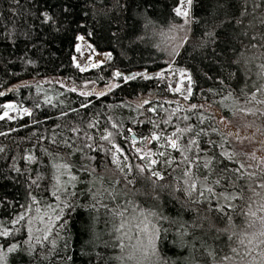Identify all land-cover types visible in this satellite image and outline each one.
<instances>
[{"label":"trees","instance_id":"1","mask_svg":"<svg viewBox=\"0 0 264 264\" xmlns=\"http://www.w3.org/2000/svg\"><path fill=\"white\" fill-rule=\"evenodd\" d=\"M177 3L0 0V92L4 93L0 116L7 101L31 113L0 119V230L16 226L8 236L0 235V242L15 241L20 246L8 253V264L264 263V256H252L253 250L264 246L257 241L261 234L252 232L255 219L264 212L258 211L260 197L248 187L251 184L264 194L259 187L264 184V167L250 164L239 153L233 135L227 136L224 148L240 155L227 160L219 148L221 135L211 130L216 127L221 133H233L223 118L232 121L238 116L264 139V0H192L188 37L166 70L168 54L158 33L181 20L175 13ZM79 34L99 51H110V58L80 71L74 60ZM160 69L163 74H155ZM179 69H186L192 77L188 99L173 91ZM117 71L152 74L128 81L119 78L103 96L83 86L86 82L105 84L116 78ZM82 103L89 108L81 107ZM193 104L198 107L191 108ZM169 118L171 122L165 124ZM89 123L97 126L90 128ZM176 126L204 128L207 136L185 133L179 143L186 144L193 136L208 156L215 153L220 160L217 165L214 159L211 172L192 168L193 179L205 196L183 191L187 177L182 155L162 148L163 139L151 143L154 159L161 161L157 165L144 161L131 142L133 133L141 137L162 131L167 136ZM109 131L113 133L111 144L100 139ZM209 140L216 145L207 144ZM112 145L124 149L120 156L123 172L113 162L112 153L101 150ZM160 151L170 155L162 158L156 154ZM163 159L174 162L165 164ZM237 161L245 165L243 174H236L240 179L221 173L225 165L239 167ZM65 165L77 178L72 184L67 183L71 176L66 173L58 177ZM152 171L160 172L163 179L152 176ZM248 172L256 175L249 178ZM217 179L219 185L213 183ZM65 186L79 195L61 191L57 199L53 193ZM209 187L216 195L236 193L237 198L217 201L207 192ZM88 189L103 193L107 210L86 207L94 203ZM104 189L114 190L116 198L109 199ZM65 201L73 203L75 210L69 213ZM128 202L137 213H154L149 220L161 229L156 253L147 258L132 249L135 239L124 238V248L114 246L121 232L115 231L109 210ZM48 204L55 213L48 233L37 229L29 237L33 214L46 213ZM220 205L223 212L217 210ZM249 208L257 214L249 215ZM119 223L115 217L117 227Z\"/></svg>","mask_w":264,"mask_h":264},{"label":"snow or ice","instance_id":"2","mask_svg":"<svg viewBox=\"0 0 264 264\" xmlns=\"http://www.w3.org/2000/svg\"><path fill=\"white\" fill-rule=\"evenodd\" d=\"M188 5H191L192 0H187ZM175 13L178 16H182V17H188L189 16V12L188 11H181L180 8H176L175 9ZM49 19H51L49 17ZM187 22V20L185 21ZM239 22V21H238ZM181 28L183 27V25L180 26ZM211 35V34H210ZM79 40H83L84 37L80 36L78 37ZM262 39H264V37H262ZM180 44H177L175 48L172 49V54L173 55H177L178 54V50H179ZM77 50L79 51V48H77ZM109 55L110 58V54ZM80 71H86V68H83L79 65V63H77L76 65ZM93 67H96L98 65L93 64ZM162 75V74H160ZM181 80L180 83L183 84L185 81H187L188 83V87L185 89V91L190 95L192 92V88H191V83H192V77L191 75H188L185 71H181L179 73ZM115 76L118 78H121L125 81L128 80H132L135 79L137 76H144L143 73H137V74H129L127 76L123 75L121 72L117 71L115 73ZM111 90V87H109V91ZM73 91H75V89H73ZM173 91L175 92H181V88H176ZM4 95L3 92H0V96ZM82 95H90V93H82ZM98 95L103 96L105 95V93L101 92ZM188 97L185 96V99H187ZM253 99H255V97L253 96ZM144 103H150L149 101H144ZM5 107L7 108H12L13 105L8 104ZM38 107V105H37ZM81 107L87 109L89 108V104L88 103H82ZM198 106L196 104L191 105V108L196 109ZM202 107V106H200ZM25 112H27L29 115H31L30 112H28L27 109L24 110ZM151 111L155 112L157 111L156 108H152ZM66 115V114H65ZM5 117L11 119L12 117H10L8 115V112H4L3 116H0V119H4ZM183 119L187 120L188 117H183ZM200 122L203 123V117H199ZM165 124L170 123V118L168 120H164L163 121ZM222 122V121H221ZM98 124V122H97ZM97 124H92L89 123L87 126L90 128H95L97 126ZM113 127H117L116 125H113ZM155 127H159L158 124L155 125ZM212 132L214 133H218L221 135L222 140L219 144V148L222 150L221 151V155L223 157H225L227 160H235L236 157L240 154L236 153L234 150L233 151H228L227 149L224 148V144L227 142V136L228 135H233L236 136L237 140H240V137L235 134V133H221L220 130L216 127H213ZM72 131H79L78 128H74L72 129ZM131 131V130H129ZM185 133H192L193 136L195 137H200V136H207V131L204 128H200L198 131L194 130V128L192 126H188L185 128H180L179 126H176L175 131L171 133V135H164V133L161 131L160 134H156V133H152V140L153 141H160L161 139H163L165 141V144L161 145V147H168L174 150H177L181 153L182 155V163L185 164L186 166V170L184 175L187 177V179H185L184 183L185 185H187V188L183 189V191L187 192L189 195H191L192 192L194 191H199V196H205V192L203 190L198 189L197 184L195 182V180L193 179V172H192V168L195 167L196 169H199L201 167L209 169V171H213V161L215 159V153H213L212 156H208L207 153L200 148V143L197 139L193 138V136H189L187 143L186 144H181L179 143V141L181 140V138L183 137V135ZM113 133L111 131L107 132L106 135H102L100 137L101 140L107 141L109 144H111V139H112ZM88 139H91V137H88ZM145 142H147V138H145ZM65 143H67L65 141ZM207 144L209 145H216L215 141H206ZM89 148H92L91 144L86 145ZM3 149H0V151H2ZM102 151H106L108 153H112V159L113 162L117 165L118 168H120V170L123 172L124 171V167L121 166V159L120 156L124 155V149L122 147H120L119 145H112V147L108 148V149H103L101 148ZM136 151L139 153L141 152V149L137 148ZM192 152L193 155L190 157L187 155V153ZM116 153H119L120 155H117ZM157 155H159L162 158H165L167 156L170 155V153H166L163 151H160L158 153H156ZM152 155V153L147 152L144 153V157L142 158H146L147 156ZM174 161L169 160V159H163V163L165 164H171ZM161 163V161H158L156 159H152L149 161V165H157ZM215 163L218 165L220 163L219 159H215ZM237 163H239V161H237ZM64 167H67V165H65ZM125 167H127V165H125ZM245 169V165L242 163H239V167H236L234 169H228L227 165H225L224 169H221V173H227L229 175V177L235 175L236 179H240L239 175H236L237 173L243 174L242 170ZM140 172H143L144 169L141 168L139 169ZM152 176L157 177L158 179H163V177L161 176L160 172L158 171H152L151 173ZM256 175V173L254 172H248L247 176L249 178L254 177ZM223 178V177H221ZM76 177L75 176H71L69 181H67V183L72 184L76 181ZM125 179H127V177H125ZM117 183H119V181H117ZM128 184L133 183L132 180H127ZM216 185L220 184V179H217L213 182ZM248 187L251 189V191L253 192V194L255 196H259L260 197V203L258 205V211L260 212H264V194L262 193H257L255 191V188L252 187L251 184L248 185ZM262 191H264V184H260L259 186ZM63 191L64 193H66L67 195H71V196H76L79 195L78 193L75 192H68L67 187H57V192L53 193L54 196L57 197V199H59V196L57 195L58 192ZM243 190L241 189V192ZM104 192L108 193V198L114 200L116 198V195L114 194V190H109V189H104ZM207 192L212 194L217 201H219V199L221 197L224 198L225 202L230 201V200H234L237 198V194L236 193H232V194H225V193H220L219 195H216L213 188L209 187L207 188ZM88 194H91L92 200L94 201V203H90L89 205H87L86 207H89L91 209L94 210H98L99 208H104V209H108V205L102 203V199H103V193L99 192V191H93L92 189H88ZM207 199V197H205ZM241 198H243L241 196ZM65 205L68 208L69 213H71L72 211L75 210V205L69 201H65L64 202ZM229 207H232V205H228ZM211 210V209H210ZM220 212L224 211V206L220 205L219 208L217 209ZM112 218H113V226L115 231L117 232H121V236L117 237V241H118V245H114V246H119L121 248H124L125 245L123 243V239L127 238L129 242H131L133 239H135L137 241V244H133L131 245L133 249L137 248V245L140 243V237L142 234H146L148 235V240H149V245L151 246V250L152 253L155 254L156 253V240L159 239V234L161 232V229L156 227L155 224H152L151 220H149V216L150 215H155L154 213H145L143 210H139V213H137V209L135 206L132 205V202H128L126 203L122 208H113L111 210H109ZM106 214H108V212H106ZM248 214L251 216H255L257 213L255 211H252L251 208H249ZM115 217H119L120 218V223L118 225V227L115 225ZM24 216L21 215L20 216V220H23ZM57 220L60 219V216L57 215L56 217ZM262 220H264V217L261 218ZM15 223H19V220L14 221ZM66 222V220H65ZM63 226V224L61 225ZM163 231L166 233L167 229H163ZM0 235L2 236H8L9 232L5 229L3 232H0ZM261 235H264V233H261ZM261 243H264V241H261ZM18 247H20L19 245H11V247H9L7 249V251L12 252L15 251ZM145 253H147V249L144 250ZM235 251V249L233 250ZM131 258V257H129ZM3 258L0 257V260H2ZM225 259H230L229 257H225Z\"/></svg>","mask_w":264,"mask_h":264},{"label":"rangeland","instance_id":"3","mask_svg":"<svg viewBox=\"0 0 264 264\" xmlns=\"http://www.w3.org/2000/svg\"><path fill=\"white\" fill-rule=\"evenodd\" d=\"M176 8H180L181 11H188L189 16L188 17H182L179 22L172 23L168 28L160 31L159 37L162 44L163 49L166 50L168 54V65L165 67V69L170 70L172 67V63L174 60V55L172 54V49L176 47L177 44H180V47L184 43L185 39L188 37L191 24H192V12H191V5H188L187 0H178ZM187 20V22H185ZM183 25L181 28L180 26ZM83 36V40H79L78 37ZM179 47V49H180ZM79 48V51L77 50ZM76 54L74 56L75 63H79V65L83 68H90L93 67V64L99 65L107 60V57L110 54V51H106L105 54H103L104 51H99L94 47V45L86 39V37L82 34H79L77 36V44H76ZM101 59V57H104ZM164 69L157 70L155 74H163ZM185 71L188 75L189 72L186 69H179L178 70V82L174 86V89L181 88V92L179 93V96L184 97L187 96L189 98V94L185 91V89L189 86L187 81H185L183 84L180 83L181 77L179 73L181 71ZM137 73H143L145 76H148L152 74L151 72L147 71H138V72H132V74ZM125 76H127L125 74ZM120 82V79L118 77L111 79L105 84L97 85L94 82H86L83 84V86L93 88L95 93H101L103 91L109 90V87L113 88ZM192 88V83H191ZM187 98V99H188ZM11 104L13 105L12 108L5 107L3 110V113L6 111L8 112V115L11 116H18L21 115L24 112L23 107H19L14 101H7L5 102V106ZM2 113V114H3ZM223 124L225 127L231 128L233 133L237 134L240 137V140H235L238 146L239 153H241L245 159L252 165H260L264 167V139L258 135V133L255 131V129H252L251 127L245 125L242 120L238 116H234L233 120L225 119L223 118ZM233 127V128H232ZM133 137H131V142L134 144V148L141 149V152H137L140 157H144V153L150 152L152 155L147 156L144 158V161H149L154 159V150L151 146L152 143V135L151 136H141L138 137L137 135L131 134ZM136 136V137H135ZM145 138H147V142H145ZM62 173H66L68 176H71L70 171L68 170V167L61 166L59 169L58 177H61ZM49 208L47 209L46 213H40L39 211L35 214H33V221L30 224V228L28 231V236L32 237L35 233L34 230H41L43 235L48 233L52 222L55 218V213L53 212V208H51V205L48 204ZM264 217V213L258 214V217L255 219L252 227V232L258 231L260 234L264 233V220L261 218ZM8 232L12 229H16V226H10L5 228ZM4 229V230H5ZM4 230H0V232H3ZM33 233V234H32ZM264 241V235H260L257 239ZM15 244L16 242L13 241L11 243H4L3 241L0 242V257L3 259L0 260V264H8L7 257L9 251L7 249L11 247V245ZM132 244H136L133 243ZM133 249V248H132ZM138 249V250H136ZM134 249L138 252H142L145 257H149V253L151 254V246L149 245L148 235L142 234L140 237V243L137 245V248ZM145 249H147V253H145ZM140 250V251H139ZM142 254V255H143ZM252 256H256L258 254L264 256V246L261 250H253ZM145 259V258H144ZM264 264V263H263Z\"/></svg>","mask_w":264,"mask_h":264},{"label":"water","instance_id":"4","mask_svg":"<svg viewBox=\"0 0 264 264\" xmlns=\"http://www.w3.org/2000/svg\"><path fill=\"white\" fill-rule=\"evenodd\" d=\"M122 73V72H121ZM132 74V72H127L126 75Z\"/></svg>","mask_w":264,"mask_h":264},{"label":"built area","instance_id":"5","mask_svg":"<svg viewBox=\"0 0 264 264\" xmlns=\"http://www.w3.org/2000/svg\"><path fill=\"white\" fill-rule=\"evenodd\" d=\"M105 53H106V51L103 52V54H105ZM103 58H105V56L104 57H101V59H103Z\"/></svg>","mask_w":264,"mask_h":264}]
</instances>
